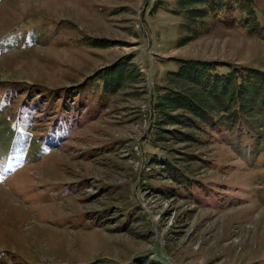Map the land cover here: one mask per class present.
I'll list each match as a JSON object with an SVG mask.
<instances>
[{
  "label": "rangeland",
  "instance_id": "rangeland-1",
  "mask_svg": "<svg viewBox=\"0 0 264 264\" xmlns=\"http://www.w3.org/2000/svg\"><path fill=\"white\" fill-rule=\"evenodd\" d=\"M249 2L0 0V264H264V149L158 107L181 60L264 71Z\"/></svg>",
  "mask_w": 264,
  "mask_h": 264
},
{
  "label": "trees",
  "instance_id": "trees-1",
  "mask_svg": "<svg viewBox=\"0 0 264 264\" xmlns=\"http://www.w3.org/2000/svg\"><path fill=\"white\" fill-rule=\"evenodd\" d=\"M177 1L178 6L186 12L189 27L197 26L196 21L207 14L214 15L225 8L229 11L237 8L250 18L251 24L255 23V13L249 0ZM179 62L181 65L179 71L173 74L174 80L185 79L193 87L184 90L167 89L161 95L159 113L166 122L202 130L203 126H208L206 123L211 126H225L224 129L229 131L230 135L237 130L247 136L245 145H242L243 140L239 137L236 146L248 149L250 153L256 152L250 149L251 143L256 149H264V71L194 60ZM219 67L227 70L217 72ZM122 76V68H119L118 77L109 80L110 83H105V86L114 91L120 86ZM177 109H180L181 113L167 112ZM214 116L217 119H214ZM160 134V131L157 132L158 136ZM175 135L179 138L188 136L180 131Z\"/></svg>",
  "mask_w": 264,
  "mask_h": 264
}]
</instances>
